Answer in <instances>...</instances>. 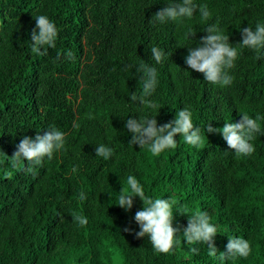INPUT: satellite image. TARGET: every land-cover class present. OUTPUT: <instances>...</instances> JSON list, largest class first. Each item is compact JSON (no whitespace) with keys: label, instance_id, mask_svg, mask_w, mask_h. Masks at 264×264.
<instances>
[{"label":"trees","instance_id":"trees-1","mask_svg":"<svg viewBox=\"0 0 264 264\" xmlns=\"http://www.w3.org/2000/svg\"><path fill=\"white\" fill-rule=\"evenodd\" d=\"M171 2L0 0V264H264V49L239 44L243 28L264 24V0H194L207 6L209 20L198 10L182 22L152 20ZM39 15L58 33L46 55L31 51ZM211 24L238 51L229 86L208 82L185 62ZM152 47L163 51L161 63L153 61ZM142 63L157 70L147 97L154 109L131 102L132 94L143 93ZM185 108L201 129L202 147L178 135L175 149L154 156L130 143L127 119L156 118L159 127ZM244 113L261 117L250 156H238L221 133L207 132L210 124L240 122ZM53 128L65 133V144L52 159L33 171L27 161L12 165L25 136L35 139ZM100 144L113 150L109 159L96 155ZM129 175L147 196L175 201L180 212H207L218 230L217 257L206 244L185 241L189 215L179 211L172 252L159 253L147 236L137 238L134 217L142 201L135 198L130 212L118 206ZM229 238L247 239L251 254L221 261Z\"/></svg>","mask_w":264,"mask_h":264},{"label":"clouds","instance_id":"clouds-1","mask_svg":"<svg viewBox=\"0 0 264 264\" xmlns=\"http://www.w3.org/2000/svg\"><path fill=\"white\" fill-rule=\"evenodd\" d=\"M168 6L157 12L152 20L165 23L167 21L182 22L184 18L191 19L199 11L200 18L204 21L209 20L211 13L207 6H201L194 0H173ZM36 28L31 33V51L37 55H46L48 48H55L57 38V28L55 24L45 15L34 17ZM205 32L207 35L202 37L200 46L190 50V54L185 57L188 67L196 72L204 74L205 80L220 85L229 86L232 83V77L228 70L235 66L238 59L237 48L231 46L229 37L224 35L216 24L209 25ZM241 46L260 52L264 49V24L258 23L255 30L252 27H246L241 30ZM186 37H193L195 33L189 28L185 33ZM47 46V47H45ZM43 48V51L41 49ZM152 59L156 63H161L164 53L157 47L151 49ZM67 58L73 59V53L67 52ZM138 71L143 73V93L139 97L136 94L131 95V102H139L147 108H156V105L147 97L155 91L157 81V70L154 66L142 63ZM192 112L185 108L176 113L175 119L162 126H157L156 118L136 119L135 117L127 119L125 127L132 134L130 143L138 145L141 149L147 147L148 151L159 156L163 152L175 149L177 147L176 137L193 147H202L204 138L201 129L195 127L193 123ZM261 117H250L247 113L242 114V119L238 123L226 122L222 128L207 127L208 133H221L228 147L235 151L238 156H250L255 151L250 143L255 134L261 132ZM79 127V125H74ZM65 144V133L53 128L46 131L43 135H37L35 139L25 136L18 145L17 151L10 156L13 166L21 161H27L28 171H33L32 166H42L45 157L52 159L55 152L61 150ZM96 155L105 160L112 156L113 150L104 144L96 146ZM7 155V154H6ZM75 170V169H74ZM139 198L143 207L135 213V221L139 224L140 231L136 233L137 238L147 236L155 251L168 254L174 250L178 243L176 234L180 232L179 228L173 226L175 201L161 198H151L145 194L142 185L135 176L129 175L126 183L122 186L118 196V206L125 211L130 212L135 198ZM79 198L84 200L85 194L80 193ZM180 212V211H179ZM181 214H188V226L183 229V237L188 244L195 245L204 243L208 246V255L217 257L218 249L215 244L217 236V227L210 222L207 212L196 210L191 212L185 209ZM74 221L80 225H86L87 219L83 216H74ZM131 231V229H125ZM194 254L199 253L196 247L191 248ZM252 252L250 242L244 238H229L226 245V251H219V259L247 258Z\"/></svg>","mask_w":264,"mask_h":264}]
</instances>
